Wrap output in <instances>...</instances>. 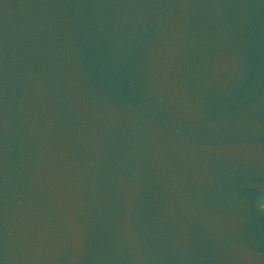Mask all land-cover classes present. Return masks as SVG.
Returning a JSON list of instances; mask_svg holds the SVG:
<instances>
[{"label": "water", "instance_id": "water-1", "mask_svg": "<svg viewBox=\"0 0 264 264\" xmlns=\"http://www.w3.org/2000/svg\"><path fill=\"white\" fill-rule=\"evenodd\" d=\"M0 264H264V0H0Z\"/></svg>", "mask_w": 264, "mask_h": 264}]
</instances>
